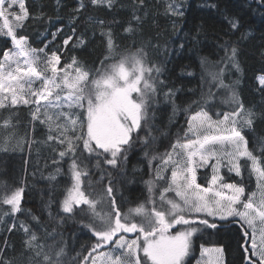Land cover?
Here are the masks:
<instances>
[{
	"label": "trees",
	"instance_id": "16d2710c",
	"mask_svg": "<svg viewBox=\"0 0 264 264\" xmlns=\"http://www.w3.org/2000/svg\"><path fill=\"white\" fill-rule=\"evenodd\" d=\"M25 4L29 18L16 30L18 36L27 38L29 48H44L47 55L55 51L60 57L58 67L72 64L75 58L78 65L89 70L92 78H97V71L103 73L120 58L142 49L145 69L154 66L161 69L159 75L155 71L144 74L145 79L155 80L159 101L148 113V122L153 125L148 139L156 137L149 146L153 149L149 157L145 158L144 145L138 141L127 154L123 171L106 164L97 168L96 159H91L87 168H82L88 173L81 177L82 191L97 205L75 207L71 214L62 212V201L72 183L71 161L67 157L60 160L58 152L62 149L48 141V126L33 120L32 105L0 108V126L7 121L9 129L15 132L11 141L6 139L5 131L0 138V259L8 264H84L96 241L92 230L85 225L90 220L95 226L98 224L92 219L93 212L94 209L104 211L102 201L110 202L105 195L109 182L115 183L120 212L145 204L149 197L155 199L162 185V181L154 178L155 167L162 163L159 157L172 153L171 145L177 142L178 136L185 135L181 129L188 128V118L200 110L194 101L206 110L211 106L209 114L216 119V113L222 117L237 107L231 102L234 89L244 109L264 111V92L257 82L258 76H264V9H258L252 0H143V3L113 0L111 7L107 3L92 5L91 0H25ZM177 6L184 12L183 16L172 14L170 9ZM236 19L241 24L238 30L230 24V20ZM100 21L104 22L103 28ZM129 27L134 31L125 32ZM109 30L115 42L111 54L101 35L102 31ZM65 40H69L68 44ZM10 47L11 40L0 36V61ZM233 63L238 64V69ZM221 79L228 87L218 86ZM88 86L91 87L90 82ZM170 89L175 91V105L179 109L175 115L173 98L165 101L164 97ZM133 97L137 94L133 93ZM145 130L139 132L140 138L145 137ZM243 134L249 150L255 147L258 154L261 147L255 142H264V120H255L253 127H246ZM153 155L158 158L152 161L150 172L149 159ZM53 157L60 160L59 164L53 163ZM249 172L250 169L242 170V177L227 174L225 181L240 182L247 197L254 190V179ZM50 173L56 179H49ZM149 181L157 184L151 196ZM198 183L206 186L204 178ZM20 188L24 189L22 211L13 217L11 206L2 201ZM32 215L38 221H33ZM20 221L28 225L27 235L19 228ZM14 224L17 227L9 231ZM220 224L218 229L201 227L193 239L195 253L189 264L197 258L201 246L223 249L224 264H244L242 250L237 246L239 224ZM33 232L37 237L36 247L29 250L25 241ZM45 241L58 243L57 251L53 254L41 251L39 244Z\"/></svg>",
	"mask_w": 264,
	"mask_h": 264
},
{
	"label": "snow or ice",
	"instance_id": "6c2138e0",
	"mask_svg": "<svg viewBox=\"0 0 264 264\" xmlns=\"http://www.w3.org/2000/svg\"><path fill=\"white\" fill-rule=\"evenodd\" d=\"M99 3H107L111 7L113 0H91L92 5ZM252 3H256L258 9H264V0H252ZM16 7L19 8V13L14 11ZM83 7L84 5L81 4L80 8ZM170 10L173 15H184L179 6ZM9 17H12L11 21ZM28 18L25 0H0V21H3L0 25V35L10 38L16 50H5L3 60L0 61V93L10 94V104L13 107L20 103L25 106L35 105V110L32 111L33 120H40L41 124L48 126V141L58 144L62 149L58 152L60 160L66 157L70 159L69 171L73 184L62 201V212L71 214L74 212V206H94L95 202L90 201L81 190V177L88 175L86 171H82V168H87L91 159H96L97 168L101 164H106L123 171L122 165L127 162V154L138 141L144 145L145 158L149 157V152L153 150L149 146L154 144L156 137L152 136L151 140L148 139L153 128V125L148 122V113L159 101L155 80L145 79L144 73L155 71L159 75L161 69L159 66L145 69L142 49H137V52L131 56L120 58L103 73L97 71V78H92L89 70L78 65L75 58L72 64L58 68L60 57L55 51L49 56L44 48L26 47L27 38L18 36L16 30L23 27ZM134 18L138 19L135 16ZM100 24L103 28L104 22L100 21ZM230 24L234 30H238L241 26L239 19L230 20ZM133 31L132 27L125 29V32L129 33ZM101 35L105 37L111 54L115 48L113 32L102 31ZM53 37L55 38V33ZM68 42L69 40L64 41L65 44ZM180 47L182 48L183 44ZM41 53H44V58L41 57ZM234 57L235 49H233V61ZM19 58H22L25 67H21ZM9 61L15 63L14 70L8 64ZM41 62L45 65L42 71L35 66ZM127 64H131L133 72L138 74L134 76L130 74L126 68ZM233 66L238 69V64L233 63ZM69 70L75 72V75L72 76ZM49 71L51 75L47 74ZM188 75L191 76L192 73L189 72ZM257 79L264 92V76ZM142 80L143 87H140ZM37 81L41 82L40 86L33 89V84ZM89 82L91 87L88 86ZM61 84L71 89L63 100L56 92L57 89H61ZM160 85L164 86V82L160 81ZM218 86L228 87L223 84L222 79ZM54 93L55 100H52L50 97ZM133 93L137 94L136 98L133 97ZM164 97L165 101L173 98L172 111L175 115L179 110L175 105V91L170 89ZM7 100V96L0 99V108L6 107ZM42 101L46 102L43 105L45 119H40ZM231 102L237 105L233 111L224 113L222 119L221 113L218 112L216 119H213L209 114L211 106L206 110L199 102L194 101L193 103L200 110L188 118V128L181 129L185 132L184 137L178 136L177 142L171 145L172 152H175L180 159L173 161L171 152L159 157L162 163L155 167L156 179L166 181L168 178L162 174L163 169L173 163L171 185L175 186L176 195L182 199L183 204L167 200L166 203L169 206L167 209L153 210L152 214L143 213L144 223H130L127 216L122 217L119 211L120 197L117 196L115 183L109 182L105 195L110 198L111 211L104 217L103 228L97 229L91 220L85 225L97 238L93 251L104 246H114V249L123 250L115 257L111 253L101 252L100 257L107 258L105 264H149V262L150 264H185V258L189 256L192 249L193 235L201 227L218 229L222 226L220 222L239 224L237 246L242 250L244 264H264V142H255L261 147L257 154L255 147L249 150V142L243 134L246 127H253L255 120H264V111L244 109L234 89ZM204 103L206 104L207 101ZM64 107L70 111L57 113L55 121L48 114L49 108ZM238 115L240 119H237ZM7 123L6 121L5 124ZM146 127L147 130H145ZM141 130H145L144 138L139 137ZM133 133H136V136H133ZM181 139H183L182 143ZM85 153L87 155H84ZM157 158V155H153L149 159L150 172L152 161ZM60 160L53 157L54 164H59ZM209 168L212 172L210 186L201 188L197 183V170ZM222 168L226 169L228 174L234 173L238 177H242V170L250 169L249 175L256 176L260 192L258 202L254 200L256 193L246 197L245 187L240 182H224V177L220 175ZM56 172H60L59 167L56 168ZM49 179L54 180L56 176L50 173ZM217 181L220 182L221 190L213 191L211 185H215ZM147 183L151 192L152 182ZM224 189L229 190L231 194L225 195ZM170 190H172L171 187L166 189V191ZM23 192V188L17 189L2 201L3 204L11 206L10 214L13 217L22 211ZM209 193L212 195L208 196ZM240 205L244 211L239 210ZM141 211L142 208L137 209L138 213ZM28 214L31 215L30 212ZM7 215L9 213H5V216ZM31 219L38 221V217L34 215ZM257 221L260 225L259 242L256 237ZM175 226H181L182 230L177 231L175 235L169 234L168 230ZM15 227L17 226L14 224L9 231ZM19 228L26 235L30 231L25 221H20ZM124 233H139L143 237V243H140L139 237L126 240ZM36 239L33 232L25 241L29 250L36 247L34 244ZM249 241H251L250 246ZM141 250L143 257L139 255ZM36 255L38 256L39 252H36ZM222 255L223 249H216L215 256H210L209 264H221ZM45 259L49 258L45 257ZM88 259L89 257H85V260ZM0 264H8V262L0 259ZM92 264H96V259L92 260Z\"/></svg>",
	"mask_w": 264,
	"mask_h": 264
},
{
	"label": "rangeland",
	"instance_id": "374dc122",
	"mask_svg": "<svg viewBox=\"0 0 264 264\" xmlns=\"http://www.w3.org/2000/svg\"><path fill=\"white\" fill-rule=\"evenodd\" d=\"M14 11L19 13V8L16 7L14 9ZM9 19L11 21L12 17H9ZM2 24H3V21H0V25H2ZM0 36L1 37H5V36H2V35H0ZM26 47H28V46L26 45ZM8 50L16 51L13 48L12 43H11L10 49H8ZM40 55H41L42 58H44V53H41ZM19 59H21V67H25V65H23L22 58H19ZM8 64L11 65V69L12 70L15 69L16 65H15V63L13 61H9ZM35 66L38 67V69L42 71V70H44V66L45 65H44L43 62H41V63H38ZM126 68L130 72V74H132L133 76L138 74V73H134L133 72L131 64H127ZM6 70H7V65H6ZM47 74L51 75L50 71ZM70 74L72 76H74L75 72H70ZM258 77H260V76H258ZM257 82H258V79H257ZM40 83L41 82H39V81L35 82L33 84V89L39 87ZM141 83H142V81H141ZM258 84H259V82H258ZM70 91H71V89L64 87L63 84H61V89H57L56 90V92H58L60 94L62 100H63V97L68 95ZM5 96L8 97V100L6 101V105L11 106V104H10V100H11L10 94H8V93H0V99H4ZM50 99L55 100V93L53 94L52 97H50ZM45 103L46 102H44V101L41 102L40 119H45L46 118L44 116V108H43V105ZM64 103L66 104L67 102L65 101ZM16 106H23V104L20 103V104H18ZM32 106H34V108L36 107L35 105H32ZM11 107H13V106H11ZM61 111H65L66 112V111H70V110L68 108H66V107H64V108H49L48 109V114L51 115L53 117V120L55 121L56 114L61 112ZM222 117H221V119H222ZM240 118L241 117L238 115L237 119H240ZM9 128H10L9 123L5 124V122H4V123L1 124V126H0V138H2L3 133L5 131V137L7 136L6 139H9L10 141L13 139V136L15 135V132H14V130L9 129ZM192 138H195V137H192ZM177 151H179V149H177ZM171 154H172V157H173V161H175L177 159H180V157H177L175 152H172ZM185 159H186V157H185ZM212 162H214V161H212ZM173 168H174V164L170 163L169 165H167L163 169L162 174L164 176H166L168 179L166 181L159 180V181H162V185H161L160 191H159L158 195L155 197V199H152L151 197H149L147 202H145V204L144 203L143 204L140 203V204H137V205H135L133 207L127 208L124 211H122L121 212V216L123 217V216L126 215L127 218H128V222H130V223L141 224V223L145 222V217H144L143 213L152 214L153 210H164V209H167L169 207L168 204L166 203L167 200H174V201H176L179 204H183L182 199L179 196L176 195L175 186L171 185V172H172ZM201 172H207V175H205L206 173H203V175H202ZM227 174H228L227 170L222 168V171H221L220 175H222L224 177V182H226L225 179L227 177ZM211 175H212V172H211L210 168L209 169H198L197 170V183L199 182L200 179H203V178H204V181H206V186H202V185H200L198 183L201 186V188H207V187L210 186ZM232 175H235V174L232 173ZM252 177L254 179V187H253L254 190L251 193H249V195H251L252 193H256L257 195L254 198V200H255V202H258L260 192H259V189H258L256 176L254 174H252ZM154 178L156 179V173L155 172H154ZM180 183H182V182H180ZM72 184H73V181H72V183L70 185V188L72 187ZM155 185H157V184L156 183H152V191L150 192V196L152 195L153 191H156V186ZM211 186L213 187V191L221 190L219 181H217V183L215 185H211ZM170 187H171L172 190L166 191V189H169ZM148 188H149V185H148ZM81 190H82V178H81ZM223 192H224L225 195H230L231 194L230 191L227 190V189H224ZM67 193H68V191H67ZM67 193H66L65 197L67 196ZM211 195H212L211 193L208 194V196H211ZM245 199H246V197H245ZM102 204L105 207L104 211H100V210L94 209V212H93L92 219L97 220V222H98V224L96 225L97 229L103 228V226H104V217L111 211V206H110V202L109 201L108 202L107 201H105V202L102 201ZM96 205H97V203L95 202L94 207ZM75 207H78V206H74V208ZM141 208H142V211L140 213H138L137 209H141ZM239 210L244 211L242 205L239 206ZM167 218L168 217L166 216V219ZM112 219H113V222H114V220H115V216L114 215H113ZM122 222H123V220H122ZM259 227H260V225H259V222L257 221V233H256L257 242H259ZM180 230H182L181 226H175L173 228H170L168 231H169V234L175 235V233L177 231H180ZM200 230H201V228H200ZM198 232L199 231H197L193 235V237L191 238L192 239V249H191V252H190L189 256H187L185 258V264H189L190 259L192 258V256L195 253L193 239L198 234ZM123 236H124V238L126 240L137 239L139 237L140 243L141 244L143 243V237L140 236L139 233H124ZM250 244H251V241H249V246H250ZM57 246H58V243L53 244V242H51V241H49V242L45 241L43 243V245L39 244V249L41 251H43V252H47L48 251V252H50V254H53V253H55L57 251L56 250ZM216 249H221V248H219V247H202V246L199 247L198 256H197V258L194 260V262L192 264H209L210 256H213V257L215 256V250ZM122 251H123L122 249H114V246H111V247H109V246L105 247L104 246L101 249L95 250L94 253L91 252L90 256H89V259L86 260V262L84 264H92V260L93 259H96V264H105V260L107 258H103L102 259L100 257V253L101 252L111 253L112 256L115 257L116 255H120L122 253ZM139 255L141 257H143L142 250L139 252ZM149 264H150V262H149ZM221 264H224V256L223 255L221 257Z\"/></svg>",
	"mask_w": 264,
	"mask_h": 264
},
{
	"label": "flooded vegetation",
	"instance_id": "af4514ba",
	"mask_svg": "<svg viewBox=\"0 0 264 264\" xmlns=\"http://www.w3.org/2000/svg\"><path fill=\"white\" fill-rule=\"evenodd\" d=\"M97 239V238H96ZM94 253V251H92ZM90 256V255H89ZM86 261V260H85Z\"/></svg>",
	"mask_w": 264,
	"mask_h": 264
},
{
	"label": "water",
	"instance_id": "95a60500",
	"mask_svg": "<svg viewBox=\"0 0 264 264\" xmlns=\"http://www.w3.org/2000/svg\"><path fill=\"white\" fill-rule=\"evenodd\" d=\"M105 247H108V246H105Z\"/></svg>",
	"mask_w": 264,
	"mask_h": 264
}]
</instances>
